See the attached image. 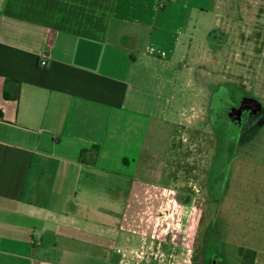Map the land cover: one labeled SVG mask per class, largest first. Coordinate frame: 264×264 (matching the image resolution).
<instances>
[{
  "label": "crops",
  "instance_id": "crops-1",
  "mask_svg": "<svg viewBox=\"0 0 264 264\" xmlns=\"http://www.w3.org/2000/svg\"><path fill=\"white\" fill-rule=\"evenodd\" d=\"M222 4L0 0V264L196 262L178 137L172 171L166 159L155 178L143 160L173 104L161 81L175 87L194 31Z\"/></svg>",
  "mask_w": 264,
  "mask_h": 264
},
{
  "label": "rangeland",
  "instance_id": "rangeland-1",
  "mask_svg": "<svg viewBox=\"0 0 264 264\" xmlns=\"http://www.w3.org/2000/svg\"><path fill=\"white\" fill-rule=\"evenodd\" d=\"M217 11L218 14H209L212 17L208 16L194 31L199 38L176 68L175 87L161 81L164 87H160L173 93V104L168 122L151 128L143 160L144 168L153 171L150 175L155 178L166 159L165 169L172 171L170 160L174 155L167 140L175 135L179 143L183 139L180 159L173 165L181 170L180 194L188 197L192 191L188 183L189 169L184 167V162H190L191 136L208 134L207 130L197 127L198 121L206 118L211 92L226 81L240 82L247 78L264 101V0H223ZM216 34L224 38L218 41ZM203 50L206 54L201 53L200 57ZM149 84L155 86L158 81L151 78ZM181 109L185 111L181 113ZM179 123L182 125L175 126ZM174 126H179L177 132ZM221 160L227 169L222 178L214 180L217 182L213 183L206 205L202 203L206 188L200 187V182L197 185L199 202L195 198L191 203V217L195 218L194 224L202 239V249L194 264L203 263L205 247L209 256L218 254L220 264H264V123L244 135L231 156L221 155L220 164ZM164 180L168 181L166 176ZM205 211L206 224L200 218Z\"/></svg>",
  "mask_w": 264,
  "mask_h": 264
},
{
  "label": "flooded vegetation",
  "instance_id": "flooded-vegetation-1",
  "mask_svg": "<svg viewBox=\"0 0 264 264\" xmlns=\"http://www.w3.org/2000/svg\"><path fill=\"white\" fill-rule=\"evenodd\" d=\"M246 79L240 82L235 79L226 81L211 92L206 106V118L199 120L197 127L207 130L208 134L191 136L190 162H183L184 167L189 169V190L198 202L197 192L200 189L197 185L199 182L200 187L205 185L207 195L203 205L210 198V190H213L217 182L214 180L222 178L223 171L227 169L222 160L220 164L221 155L231 156L241 144L242 137L264 123V101L258 95L257 87ZM181 140L179 146L182 150L183 139ZM202 255L205 258L201 264H208L210 261V264H220L218 254L209 256L206 247Z\"/></svg>",
  "mask_w": 264,
  "mask_h": 264
},
{
  "label": "trees",
  "instance_id": "trees-1",
  "mask_svg": "<svg viewBox=\"0 0 264 264\" xmlns=\"http://www.w3.org/2000/svg\"><path fill=\"white\" fill-rule=\"evenodd\" d=\"M94 147H95L96 153H98L99 152V145H95ZM87 151H88L87 148H83L82 149V151H81V158L82 159H84V156H85V154H86Z\"/></svg>",
  "mask_w": 264,
  "mask_h": 264
},
{
  "label": "built area",
  "instance_id": "built-area-1",
  "mask_svg": "<svg viewBox=\"0 0 264 264\" xmlns=\"http://www.w3.org/2000/svg\"><path fill=\"white\" fill-rule=\"evenodd\" d=\"M46 63H47L46 59L42 60V64H46Z\"/></svg>",
  "mask_w": 264,
  "mask_h": 264
}]
</instances>
